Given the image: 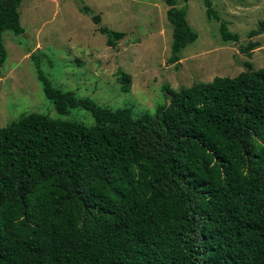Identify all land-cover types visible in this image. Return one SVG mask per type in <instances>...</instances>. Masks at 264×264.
Masks as SVG:
<instances>
[{"label": "trees", "instance_id": "obj_1", "mask_svg": "<svg viewBox=\"0 0 264 264\" xmlns=\"http://www.w3.org/2000/svg\"><path fill=\"white\" fill-rule=\"evenodd\" d=\"M20 2L0 0V69L3 32H24ZM165 3L174 63L197 33L187 5ZM81 10L107 45L124 37ZM263 31L264 18L249 35ZM32 60L57 115L78 107L93 123L28 112L0 127V264H264V67L166 86L167 103L136 115L53 85ZM116 79L130 89L128 73Z\"/></svg>", "mask_w": 264, "mask_h": 264}, {"label": "rangeland", "instance_id": "obj_2", "mask_svg": "<svg viewBox=\"0 0 264 264\" xmlns=\"http://www.w3.org/2000/svg\"><path fill=\"white\" fill-rule=\"evenodd\" d=\"M211 2L238 39L220 37V21L207 17L203 0H176L178 7L187 5L186 19L197 38L171 63L172 25L165 0H21L24 32L2 34L7 55L0 69V127L28 112L93 123L90 112L78 107L57 115L36 78L34 52L53 85L110 108L131 106L136 115H153L157 105L167 103L166 86L178 89L215 76L233 77L245 70V62L254 69L264 67V31L249 35L264 18V0ZM82 5L100 14L102 25L123 31L124 37L107 45L106 35ZM254 41L258 47L250 55L241 50ZM120 70L131 77L128 91L117 82Z\"/></svg>", "mask_w": 264, "mask_h": 264}]
</instances>
